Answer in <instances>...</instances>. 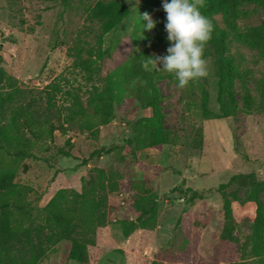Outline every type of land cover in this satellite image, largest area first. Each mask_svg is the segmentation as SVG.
<instances>
[{
	"label": "rangeland",
	"instance_id": "obj_1",
	"mask_svg": "<svg viewBox=\"0 0 264 264\" xmlns=\"http://www.w3.org/2000/svg\"><path fill=\"white\" fill-rule=\"evenodd\" d=\"M97 1L72 0L69 5H64L61 0H0V69L6 71L20 91L12 107L43 97L35 104L39 111H45L44 88L54 81L60 82L64 91L82 87V95L86 98L85 91L93 82L75 67L74 57L68 54V49L78 38L85 45L95 43L101 24L88 14ZM121 1L131 13L118 29L104 36L103 48L112 50L100 64V77L142 50L149 57L165 54L166 47L158 39L166 34V14L161 0ZM143 12H148L159 25L142 32L138 13ZM238 12L236 25L241 31L264 22V8L257 5L241 4ZM215 19L218 28L229 30L223 15L218 14ZM136 31L139 37L131 54L127 37ZM123 41H126L125 46ZM229 53L236 58L241 74L235 82L240 109L234 117L215 118L203 114L202 90L208 95L210 110L219 112L217 60L209 45L204 49L205 77L191 81L183 88H178L176 80L168 76L156 80L165 125L172 133V139L161 149L142 151L139 156L141 166L151 168H139L128 159L118 160L115 152L89 159L87 165L82 164L92 151L107 148L125 138H134L137 133L134 124L143 114L142 104L135 95L142 81L135 79L116 104V118L110 126L102 127L95 135L77 130L66 134L56 131L52 143L38 142L36 156L27 159L19 170L16 180L33 188L31 197L45 194L42 204L58 187L80 191L82 177L86 184H91L95 167L119 172L127 179L146 181V187L159 195L156 228L137 229L129 238H124L118 220L129 215L126 207L135 198L137 190L127 185L125 189L110 193L109 223L98 229L96 246L90 248L97 258L96 264H151L153 260L179 264H243L247 258L251 260V245H247L250 221L243 220L237 225V243L219 239L218 220L223 198L218 187L240 175L226 191H234L245 205L252 185L257 182L264 200V113L259 108L264 53L251 48L245 38H235L232 33L229 35ZM244 80L256 102L251 114L242 109ZM56 100L58 106L66 102L62 94ZM200 132L205 138L202 148L198 149L194 139ZM67 138L73 145L71 157L59 154ZM159 167H166L167 171L159 172ZM188 187L203 193L204 197L190 201L191 193L183 192ZM175 188L177 190L172 192ZM69 246L67 241L60 242L39 264H79L68 259Z\"/></svg>",
	"mask_w": 264,
	"mask_h": 264
},
{
	"label": "trees",
	"instance_id": "obj_2",
	"mask_svg": "<svg viewBox=\"0 0 264 264\" xmlns=\"http://www.w3.org/2000/svg\"><path fill=\"white\" fill-rule=\"evenodd\" d=\"M72 0H61L69 5ZM241 4L257 5L264 8V0H204L201 12L213 23L212 36L206 45L213 48L218 67L217 103L219 112L213 113L208 106V95L201 91V108L206 117H234L240 106L236 98L235 82L240 79L236 58L229 53V35L245 38L248 45L264 53V22L250 29L241 31L237 28L238 7ZM129 7L121 0H98L89 9L88 16L98 20L101 32L94 44L85 45L77 39L68 49L74 57V65L83 71L92 81L86 89V98L82 87L63 90L60 82L54 81L44 88L47 102L46 110L39 111L35 102L43 97L12 107L19 90L13 79L1 68L4 83L0 87V264H39L62 241L70 243L68 259L79 264H96L97 258L90 250L96 246L97 231L109 223V195L128 188L136 189L135 198L127 204L128 216L118 220L124 238H129L137 229L153 230L157 226L159 214V195L146 187V181L139 178L127 179L116 171H106L95 167V178L86 184L81 178L82 189L58 187L42 204L45 194L31 197L33 188L16 180L25 161L35 157V147L39 141H54L55 132L79 133L90 132L95 135L102 127L110 126L116 118V104L133 80L142 81L136 91V99L142 104L143 114L134 124V138H125L112 143L109 147H100L92 151L82 164H89V159L116 153L118 160L137 163L142 151L148 148L161 149L170 143L172 133L165 125V116L161 107V95L156 80L168 76L165 71H145L141 64L149 57L142 50L127 59L111 73L100 77L101 62L111 54V48L104 49V36L118 29L130 15ZM221 14L229 30L218 28L215 16ZM159 25V23H156ZM136 31L127 37L129 51L134 52L138 37ZM160 44L167 47L166 34L159 38ZM130 44H129V41ZM126 41L122 42L125 46ZM5 83H7L5 85ZM191 84V82L189 83ZM200 85V84H198ZM5 90V91H3ZM62 94L66 102L57 105V96ZM255 100L242 82V109L246 114L253 112ZM259 108L264 113V82L259 86ZM204 135L200 132L194 144L201 149ZM70 138L65 140L59 154L72 156ZM127 155L130 157L127 158ZM151 168V167H149ZM144 168V169H149ZM144 169H138L140 171ZM159 172L167 171L159 167ZM233 176L229 182L218 187L222 193L223 205L218 220L219 239L237 243L235 236L237 225L248 220L251 234L247 245H251L250 257L243 264H264V200L260 196L261 187L255 183L251 187L247 204L242 205L239 196L226 189L240 178ZM177 189H172L174 192ZM190 192V201L203 198L204 194L190 187L183 192ZM237 212H239L237 214ZM151 264H179L153 260ZM220 264H238L228 262Z\"/></svg>",
	"mask_w": 264,
	"mask_h": 264
},
{
	"label": "clouds",
	"instance_id": "obj_3",
	"mask_svg": "<svg viewBox=\"0 0 264 264\" xmlns=\"http://www.w3.org/2000/svg\"><path fill=\"white\" fill-rule=\"evenodd\" d=\"M204 0H161L166 16L164 29L169 42L165 54L145 57V71H166L183 88L207 75L204 49L214 29L212 20L201 12ZM139 24L152 30L156 21L148 12L138 13ZM143 21V22H142Z\"/></svg>",
	"mask_w": 264,
	"mask_h": 264
},
{
	"label": "crops",
	"instance_id": "obj_4",
	"mask_svg": "<svg viewBox=\"0 0 264 264\" xmlns=\"http://www.w3.org/2000/svg\"><path fill=\"white\" fill-rule=\"evenodd\" d=\"M4 83V79H3V73L0 69V87L2 86V84Z\"/></svg>",
	"mask_w": 264,
	"mask_h": 264
}]
</instances>
